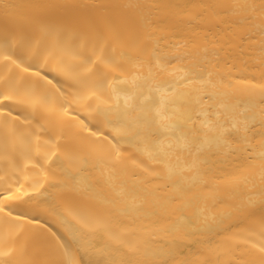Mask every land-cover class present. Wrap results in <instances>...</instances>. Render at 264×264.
Listing matches in <instances>:
<instances>
[{
	"label": "bare ground",
	"instance_id": "obj_1",
	"mask_svg": "<svg viewBox=\"0 0 264 264\" xmlns=\"http://www.w3.org/2000/svg\"><path fill=\"white\" fill-rule=\"evenodd\" d=\"M0 264H264V0H0Z\"/></svg>",
	"mask_w": 264,
	"mask_h": 264
}]
</instances>
